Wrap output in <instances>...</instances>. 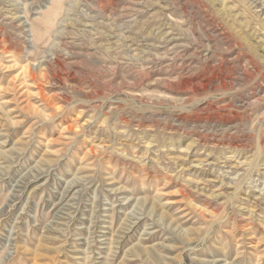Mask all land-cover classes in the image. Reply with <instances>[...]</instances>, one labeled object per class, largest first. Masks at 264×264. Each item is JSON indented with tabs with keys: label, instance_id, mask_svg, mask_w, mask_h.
Returning <instances> with one entry per match:
<instances>
[{
	"label": "rangeland",
	"instance_id": "rangeland-1",
	"mask_svg": "<svg viewBox=\"0 0 264 264\" xmlns=\"http://www.w3.org/2000/svg\"><path fill=\"white\" fill-rule=\"evenodd\" d=\"M0 264H264V0H0Z\"/></svg>",
	"mask_w": 264,
	"mask_h": 264
}]
</instances>
